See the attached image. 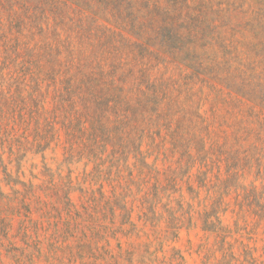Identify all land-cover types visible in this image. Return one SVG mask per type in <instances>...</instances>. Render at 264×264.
Listing matches in <instances>:
<instances>
[{
	"label": "trees",
	"instance_id": "16d2710c",
	"mask_svg": "<svg viewBox=\"0 0 264 264\" xmlns=\"http://www.w3.org/2000/svg\"><path fill=\"white\" fill-rule=\"evenodd\" d=\"M55 1L44 3L50 5L56 20ZM188 2L79 0L88 12V27L76 34V45L33 44L23 54L9 43L12 38H6L0 25L4 41L0 97H4V77L14 78V94L21 96L26 90L30 97L27 102L26 95L22 96L11 106L24 108L27 102L33 113L40 97L51 96L54 107L63 113L62 128L68 140L87 142L93 157L100 153L98 146L106 144H111L110 155L116 160L127 161L132 155L133 167L125 164L129 175L133 170L139 176L147 174L154 180L153 187L160 171L146 163L148 155H163L166 160L178 155L176 167L163 171L172 184L187 172L189 163L197 161L203 169L198 175L201 185L215 171V181L208 188L212 203L202 211L203 229L225 233L217 214L230 208L225 197L231 194L237 214L244 209L264 219V13L249 11L239 29L223 21L217 24V18L206 16L200 4L191 7ZM6 4L12 5V0ZM41 4L35 9L43 17ZM8 18L14 20L11 15ZM247 32H251L250 39L243 37ZM54 35L59 42L69 40ZM126 35L134 40L124 45ZM150 47L170 60L152 63L142 54V50L150 54ZM158 64L175 65L181 77H163L165 71L155 77ZM206 102L210 104L208 116L199 113ZM144 139L148 140L145 152L140 150ZM252 170L262 184L260 191L254 185L246 190L237 183L244 171ZM155 201V193L147 197L145 203L151 204L142 215L151 225L158 221L152 210ZM173 221L177 227L181 219Z\"/></svg>",
	"mask_w": 264,
	"mask_h": 264
},
{
	"label": "rangeland",
	"instance_id": "374dc122",
	"mask_svg": "<svg viewBox=\"0 0 264 264\" xmlns=\"http://www.w3.org/2000/svg\"><path fill=\"white\" fill-rule=\"evenodd\" d=\"M41 1L46 13L43 17L35 9L42 5ZM44 1L12 0L9 5L0 0V25L20 54L33 44L74 46L76 34H83L82 30L88 27V12L79 0L52 3L59 16L56 20ZM188 3L191 7L200 4L206 16L217 18V24L223 21L239 29L249 11L259 9L264 13V0ZM8 15L14 19L12 22ZM54 33L69 40L59 42ZM250 33L243 37L250 39ZM124 40L126 45L134 37L126 35ZM3 43L0 40V46ZM150 48V54L147 50H142V54L152 63L163 60L166 64L170 60ZM164 71L163 77H181L175 65L164 68L158 64L153 74L159 77ZM44 87L41 84V91ZM1 88L4 97H0V264H264V219L244 209L237 214L231 198L234 194L225 197V201L231 202L230 208L217 214L227 232L203 229L202 211L212 203L208 188L215 181V171L201 185L198 175L203 169L197 161L189 163L187 172L172 184L163 171L176 167L178 155L166 160L163 155L152 154L145 161L160 171L158 186L156 183L153 187L154 180L149 175L139 176L138 170L131 173L133 181L128 180L131 175L125 164L133 167V156L127 161L116 160L110 155L111 144H106L98 146L100 153L93 157L87 142L79 138L68 140L62 128L63 113L54 107L51 96L40 97L32 113L27 106L30 97L26 90L21 96L14 94L13 77H4ZM22 96L27 101L24 108L11 106ZM209 106V102L204 103L199 113L208 116ZM251 126L257 129V124ZM41 136L46 138L40 140ZM147 142L143 140L141 151L147 150ZM181 163L184 168L186 158ZM208 178L212 179L210 183ZM237 183L246 190L251 185L257 191L262 188L260 180H255L254 170L244 171ZM153 193L156 201L152 210L158 218L155 225L142 217L151 204L145 203L146 199ZM178 217L181 222L173 227L172 220Z\"/></svg>",
	"mask_w": 264,
	"mask_h": 264
}]
</instances>
